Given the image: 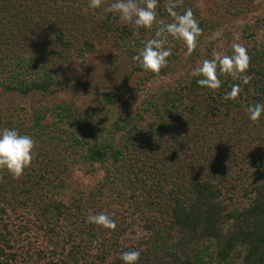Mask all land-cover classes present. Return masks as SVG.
I'll use <instances>...</instances> for the list:
<instances>
[{"label": "trees", "instance_id": "1", "mask_svg": "<svg viewBox=\"0 0 264 264\" xmlns=\"http://www.w3.org/2000/svg\"><path fill=\"white\" fill-rule=\"evenodd\" d=\"M202 1L173 0L178 14L191 9L198 21L196 44L259 0H225L226 13L208 12ZM88 2L0 0L6 94L64 91L74 80L67 69L97 48L95 34L118 30L137 45L156 38L161 23L137 29L107 11L113 0L99 9ZM169 2L158 0V22L172 21ZM263 23L258 18L242 30L248 83L218 72L220 88H201L191 72L209 57L197 56L135 109L122 106L106 134L95 124L100 109L67 100L40 106L29 118L0 112V129L35 140L32 162L19 179L0 170V264H123L121 253L129 250L140 251L138 264H264V116L255 123L247 117L250 104L264 103V41L256 38ZM165 39L170 68L187 49ZM233 84L240 92L227 101ZM96 164L104 170L102 181L87 195H71L75 168ZM99 212L115 220L114 230L86 222ZM137 213L147 216L150 237L124 246L123 220Z\"/></svg>", "mask_w": 264, "mask_h": 264}, {"label": "rangeland", "instance_id": "2", "mask_svg": "<svg viewBox=\"0 0 264 264\" xmlns=\"http://www.w3.org/2000/svg\"><path fill=\"white\" fill-rule=\"evenodd\" d=\"M217 3L220 4L219 7ZM202 4L208 12L226 13L225 0H203ZM258 18L264 19V0L255 2L252 11L231 16L224 23L221 21V26L197 43L191 54L186 55L187 50H184L177 55V60L172 61L170 68L164 66L158 73L142 70L139 61L132 59L134 55L139 54L143 45L129 43L130 39L122 38H126L125 33L113 30L108 36L103 33L95 34L92 38L97 48L67 69L68 75L74 77V80L64 91L47 97L38 93L24 96L18 93L8 95L0 87V112L6 116L13 113L29 118L32 111L40 106L67 100L86 109H100L95 116V124L100 132L106 134L122 106L127 105L135 109L146 95L170 85L176 77L184 74L193 64L195 57L207 55L212 59L217 55H225L233 42L245 46L246 39L242 30L246 26L254 25V20ZM256 31V38L264 41V23L256 28ZM73 85L75 87L70 88ZM104 175V170L99 164L77 166L72 179L74 189L71 195H87L102 181ZM147 221L148 218L144 214H128L123 220L122 227L126 231L122 244L137 247L148 239L150 233L145 228ZM94 249H98L97 246Z\"/></svg>", "mask_w": 264, "mask_h": 264}, {"label": "clouds", "instance_id": "3", "mask_svg": "<svg viewBox=\"0 0 264 264\" xmlns=\"http://www.w3.org/2000/svg\"><path fill=\"white\" fill-rule=\"evenodd\" d=\"M102 6L103 0H89L88 2L90 9H99ZM157 6L158 0H143L142 4L138 0H113L107 8V11L115 13L122 23H132L137 29H148L154 23H161L155 32L156 38L147 40L139 54L132 57L134 61H139L142 70L151 73H158L168 63L171 49L164 47L167 36L182 41L187 49L185 54L189 55L195 48L197 38L202 31L191 9L185 10L182 15L178 14L175 10V3L170 0L167 12L172 17V21L163 24L156 20ZM231 48V54L205 59L193 69L191 75L197 77L198 86L208 90L220 88L221 80L218 78V72L239 78L245 84L248 83V76L244 75L249 67L247 50L237 42H233ZM240 88V84H233L231 89L224 94L223 99L235 100ZM262 116H264V103L256 102L249 105L247 117L251 122H258ZM34 147L35 140L32 136L23 134L15 128L0 129V170L9 173L12 179H19L32 162ZM86 222L104 229L114 230L116 228L115 220L104 212L90 214ZM139 259V250L121 253L123 264H138Z\"/></svg>", "mask_w": 264, "mask_h": 264}]
</instances>
